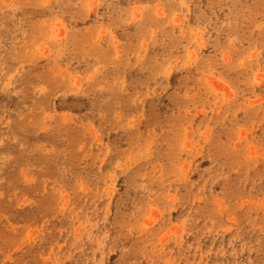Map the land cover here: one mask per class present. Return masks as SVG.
I'll list each match as a JSON object with an SVG mask.
<instances>
[{"label":"rangeland","instance_id":"rangeland-1","mask_svg":"<svg viewBox=\"0 0 264 264\" xmlns=\"http://www.w3.org/2000/svg\"><path fill=\"white\" fill-rule=\"evenodd\" d=\"M0 264H264V0H0Z\"/></svg>","mask_w":264,"mask_h":264}]
</instances>
